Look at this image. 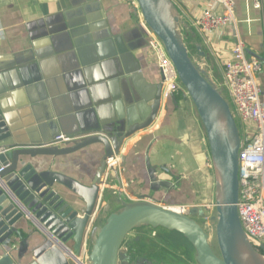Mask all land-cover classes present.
I'll use <instances>...</instances> for the list:
<instances>
[{
  "label": "crops",
  "instance_id": "0c3cea01",
  "mask_svg": "<svg viewBox=\"0 0 264 264\" xmlns=\"http://www.w3.org/2000/svg\"><path fill=\"white\" fill-rule=\"evenodd\" d=\"M259 1L260 9H254L251 2H237L233 9L234 23L199 34L220 75L238 41L243 44L247 58L264 61V0ZM174 3L189 25L205 6L196 0ZM211 8L220 12L215 5ZM141 21L129 0H0V88L8 90L5 92L8 98L4 100L7 110L18 100L19 96H11L13 92L20 89L33 96L35 103L30 106L36 109L28 112L27 107H22L14 117L27 141L38 140L34 136L41 131L52 133L49 128H39L50 122L57 127L53 135L86 137L100 135L118 123L127 128L147 119L149 103L154 100L161 80ZM256 82L264 104V69ZM43 101L45 107L41 106ZM175 101L174 104L166 99L162 89L153 122L122 144L116 157L122 199L142 201L149 196L161 207L201 206L210 215L215 181L205 132L184 91L175 94ZM101 154L102 146L92 145L54 161L49 157L33 160L37 166L44 164L43 169L53 162L52 170L88 185L99 167ZM146 158L157 169L159 178L170 181L177 186L176 190L166 194L149 191ZM110 187L117 190L115 185ZM55 189L59 199H74L61 187ZM80 205L83 207L81 202ZM111 207L116 210L118 202ZM26 226L21 221L15 225L28 243L23 264L31 261V250L41 241L38 236H29ZM129 239L141 244L151 241L159 248L165 264L174 257L190 254L191 250L180 235L161 229L140 228ZM19 242L14 239L10 250L7 249V255L15 263ZM67 245L71 247L72 242ZM87 248L83 239L80 261L86 259Z\"/></svg>",
  "mask_w": 264,
  "mask_h": 264
},
{
  "label": "water",
  "instance_id": "95a60500",
  "mask_svg": "<svg viewBox=\"0 0 264 264\" xmlns=\"http://www.w3.org/2000/svg\"><path fill=\"white\" fill-rule=\"evenodd\" d=\"M135 1L142 22L161 42L175 68L177 82L192 102L204 129L215 181L210 215L201 206H190L182 215L155 204L149 196L142 201H124L118 164L107 168L109 160L119 156L124 141L153 122L160 107L161 81L143 123L127 128L118 123L100 135L86 136L63 147L47 146L58 136L53 135L57 127L51 122L39 128H49L52 133L40 130L34 136L38 140L27 141L14 117L22 107H27L24 110L28 112L36 109L30 106L35 103L33 96L20 89L13 92L12 97H19L14 107L7 110L4 100L8 90L0 88V264H23L28 243L22 239L21 229L15 228L19 221L27 225L29 236L41 240L31 250L27 264H165L159 248L151 241L141 244L129 239L140 228L176 233L188 243L190 254L174 257L169 264H264V245L248 237L239 219L238 157L242 131L223 76L199 33L182 19L172 0ZM166 99L176 103L175 94H168ZM41 106H46L44 101ZM92 145H101L102 154L88 185L52 170L53 162L43 169L44 164L37 166L33 160L49 157L54 161ZM120 161L124 163L123 156ZM145 165L150 192L166 194L177 189L170 181L159 178L148 158ZM112 185L117 190H112ZM56 187L74 199H59ZM115 201L119 207L112 210ZM17 238L20 242L15 263L7 249ZM83 239L88 246L87 256L79 261Z\"/></svg>",
  "mask_w": 264,
  "mask_h": 264
},
{
  "label": "built area",
  "instance_id": "2783aa9c",
  "mask_svg": "<svg viewBox=\"0 0 264 264\" xmlns=\"http://www.w3.org/2000/svg\"><path fill=\"white\" fill-rule=\"evenodd\" d=\"M196 1H201L205 5L192 21L193 27L201 35L215 32L234 23L233 9L237 2H251L254 9L261 7L259 0ZM129 2L138 11L136 1L129 0ZM212 5H215L220 12H215L211 8ZM141 26L148 38V47L154 54L161 75L163 93L167 96L184 91L177 82L175 68L161 42L142 21ZM263 69L264 61L247 58L243 44L238 41L231 48L230 58L224 62L222 76L242 131V144L238 157L239 219L248 237L264 245V104L260 99L261 92L256 82L257 75ZM82 138L58 135L47 146L63 147ZM117 164L118 159L115 157L109 160L107 168ZM174 210L183 215L186 214L187 208L177 207Z\"/></svg>",
  "mask_w": 264,
  "mask_h": 264
},
{
  "label": "bare ground",
  "instance_id": "6f19581e",
  "mask_svg": "<svg viewBox=\"0 0 264 264\" xmlns=\"http://www.w3.org/2000/svg\"><path fill=\"white\" fill-rule=\"evenodd\" d=\"M79 260V259H78ZM80 261V260H79ZM79 263V262H78ZM76 264V263H75ZM80 264V263H79Z\"/></svg>",
  "mask_w": 264,
  "mask_h": 264
},
{
  "label": "rangeland",
  "instance_id": "374dc122",
  "mask_svg": "<svg viewBox=\"0 0 264 264\" xmlns=\"http://www.w3.org/2000/svg\"><path fill=\"white\" fill-rule=\"evenodd\" d=\"M137 10V9H136ZM245 128V127H244Z\"/></svg>",
  "mask_w": 264,
  "mask_h": 264
}]
</instances>
